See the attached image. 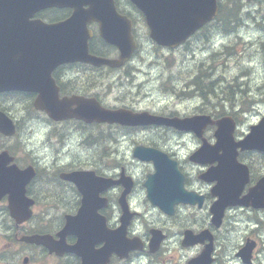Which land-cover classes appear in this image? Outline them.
Wrapping results in <instances>:
<instances>
[{"label": "rangeland", "instance_id": "374dc122", "mask_svg": "<svg viewBox=\"0 0 264 264\" xmlns=\"http://www.w3.org/2000/svg\"><path fill=\"white\" fill-rule=\"evenodd\" d=\"M222 2L223 4L226 2L224 9L226 8L227 13L233 4L228 0ZM240 5L244 19L241 15L238 23L247 25L248 30L242 26L241 36H237L236 33H231V30L225 31L224 26L220 29L208 28L206 34L212 39L207 46L201 41V34L175 51L167 49L161 51L149 39L144 26L140 25L138 32L142 48L137 64L133 68L135 73L126 77L120 71L112 72L110 79L104 77L99 79L101 83L91 94L99 92L102 101L108 106L127 105L135 109L162 113L177 111L180 114L207 110L221 111V108L214 107H221V104H227V107L231 108L230 103H233L235 97L236 101H244L249 99L248 95L251 96V92L264 100V0L244 1ZM250 12L252 15L245 18ZM234 21L235 18L232 19V24ZM246 38L249 39L247 41L249 44L240 42ZM224 42L235 44L234 48L238 52L235 55L231 51L215 53L213 49L218 50ZM157 56L161 58L159 64H150L158 58ZM129 70L131 72L132 69ZM92 75V71L81 68L80 84L86 82L87 76ZM199 75L203 80L206 95H203L202 90L195 85L194 81ZM190 81L194 86L189 83ZM193 89L199 94H193L194 99L189 95H183L184 91ZM13 110L18 118L24 119V122H21V129L14 138L0 136V146L11 149L22 162L29 160L30 163V159L34 161L33 159L41 158L51 165L52 158L60 155L61 158L68 160L79 157L82 164H96L99 167L105 162H108V165L124 164L133 172L143 174L147 165L133 162L134 144L141 142L149 145L157 142L164 148L180 151L181 155L185 154L187 171L194 178L192 185L198 187L202 184L197 180V168L187 161L189 153L200 144L193 134L180 135L172 130L157 128L133 133L111 125L82 127L74 121L51 125L44 123L42 118L38 120V117L34 116L37 114L29 113L28 109L24 110L18 105ZM258 112H264V103L258 105ZM257 117V113L241 117L243 123L238 136L247 132L249 125ZM55 134L61 138L54 136ZM207 136L209 139L213 138V130H210ZM62 137L67 139L64 146L60 142ZM190 213L192 217H187L186 224L192 225L193 228H199L209 220L207 210L190 209ZM236 217L240 218L232 211L225 225L216 231L220 240L221 264H241L235 258V254L244 238L250 234V229L243 222L240 224L237 222L238 226L233 225ZM194 254L195 252H192V255Z\"/></svg>", "mask_w": 264, "mask_h": 264}, {"label": "water", "instance_id": "95a60500", "mask_svg": "<svg viewBox=\"0 0 264 264\" xmlns=\"http://www.w3.org/2000/svg\"><path fill=\"white\" fill-rule=\"evenodd\" d=\"M26 0H0V11L10 13L16 11L20 13ZM134 2L146 13L148 23L151 27V36L162 44L175 46L192 34L203 23L210 20L218 10L217 0H134ZM88 4L89 7L84 6ZM71 6L74 8L72 16L65 22L46 25L41 21H33L29 23L31 27V69L30 76L27 81L21 75L8 72L10 80L3 78L0 83L1 89H23L38 91L39 95L35 101V106L48 112L55 119L77 117L88 122L96 121H119L131 124H148L151 122L167 123L177 125L183 129H192L199 136L208 123H212L208 117H195L183 121H175L164 117L155 116L151 119L149 113L134 114L127 109L108 110L100 105L95 98H87L85 96L73 95L63 98L59 95V87L51 76L52 69L62 61H70L76 59H85L94 64L109 63L112 65L120 64L119 60H109L103 57L90 56L88 52L87 39L91 33L87 31L86 22L90 20H98L102 24L101 34L107 41L118 45L121 51V59L124 61L129 58L134 49L135 43L127 25H118L116 20L124 19L118 16L114 0H29L27 7L32 13L46 6ZM126 19V18H125ZM127 20V19H126ZM74 21H81L74 27ZM0 36H5L3 33ZM13 51L18 52V46H12ZM28 49V48H27ZM53 60V62L51 61ZM9 62L7 65H12ZM26 67V65H23ZM3 87V88H1ZM262 125L259 127L261 128ZM0 130L6 134H12L15 125L6 115L0 113ZM233 131V129L231 130ZM229 130V134H231ZM218 141L221 139H230L228 131L218 129L215 133ZM225 137V138H224ZM250 137L246 138L245 141ZM243 141V142H245ZM221 145L229 146L230 142L222 140ZM205 159L201 157V153L197 152L192 156L195 161H211L217 159L219 165L215 170H209L201 177L207 181L217 180L218 183L213 189V194L220 196V199L212 206L211 211L214 213L213 222L216 225L221 223L223 210L227 204L233 203V195L231 189V176L239 171L238 165L235 163L236 155L232 147L224 148V153L219 155L218 147L210 146L204 139ZM163 156V161L160 156ZM165 153L156 149L138 147L135 156L142 159H155L160 169L163 164L164 181L159 186L153 187L149 193L154 200L165 194L169 196L180 197L181 192H185L182 187V177L179 174L177 164L166 158ZM5 158L0 155V194L9 193L12 197V204L19 202L18 196L24 194L25 185L31 177V171H21L18 167H5ZM81 175V174H80ZM79 175V176H80ZM224 175V176H221ZM70 179H76L74 175L68 176ZM97 181L96 179H94ZM98 182V181H97ZM109 183L114 181L109 180ZM109 185V184H108ZM86 190V189H84ZM88 193V191H85ZM191 200L190 198H184ZM202 200V198H201ZM160 201V200H159ZM247 200H246V202ZM16 210L13 215L18 221L28 217L27 213ZM124 226L127 222L126 213L122 218ZM125 232V227L112 232L113 243L112 249L120 247L121 237ZM34 238V237H33ZM111 253V249H108Z\"/></svg>", "mask_w": 264, "mask_h": 264}, {"label": "flooded vegetation", "instance_id": "af4514ba", "mask_svg": "<svg viewBox=\"0 0 264 264\" xmlns=\"http://www.w3.org/2000/svg\"><path fill=\"white\" fill-rule=\"evenodd\" d=\"M54 10L55 9L45 10L44 18L55 21L64 17L58 13H54ZM68 75L69 71L64 70L63 77ZM4 107L13 108L10 104H4ZM23 109L25 110L26 108ZM56 135L57 134L54 136ZM56 137L60 136L57 135ZM53 182L57 183L55 180H53ZM60 188V191H52L44 194L45 199H50L52 202L56 203L52 207L54 211L49 215L47 225L35 228L28 226L24 231L25 233L21 232V235L19 232L14 231L10 236H7L8 238L0 237V264H108V259L106 261V258H108V238H105L104 241L103 238H84L80 233L67 235L65 238H57L56 234L64 226L66 216L68 214L75 215L78 213L83 198L80 190L74 184ZM100 196L106 198V205L100 207L99 211L106 218V223L108 225V218L113 216H116V219L118 218V212H116L113 207V205L116 204L111 201L112 204L108 207V189L101 191ZM127 198L133 210L144 207L142 206L143 203L140 202L141 200L138 198L137 189L133 190ZM103 202L104 199L100 204H103ZM37 205L38 200L36 202V206ZM146 207L147 206H145V208ZM53 221H58L59 223L48 225ZM161 227L166 232H164L166 238L163 240L161 247H165L168 241L172 244L183 246V234L187 228L177 227L179 231L173 230L172 232V228L169 225L167 226V223L163 224ZM15 228L20 229V227ZM150 229L151 228L148 229V232L138 235L144 243L145 241H150ZM36 233L52 234L54 238H49L50 245H59L62 252H52L50 248L45 245L27 242L23 238H20L23 234L33 235ZM129 234L132 237L134 236L133 229H130ZM65 248H68V250ZM161 250H159V252H161ZM262 259V264H264V256Z\"/></svg>", "mask_w": 264, "mask_h": 264}, {"label": "trees", "instance_id": "16d2710c", "mask_svg": "<svg viewBox=\"0 0 264 264\" xmlns=\"http://www.w3.org/2000/svg\"><path fill=\"white\" fill-rule=\"evenodd\" d=\"M233 17L235 18V20L238 22V20L240 19L241 17V11H236V12H233L232 13ZM224 30L227 31V30H231L230 28V25L228 23H226L224 25ZM202 78L200 77V75L196 78V80L194 81L195 82V85L199 87V89L202 90V93H204V86H203V82H202Z\"/></svg>", "mask_w": 264, "mask_h": 264}]
</instances>
